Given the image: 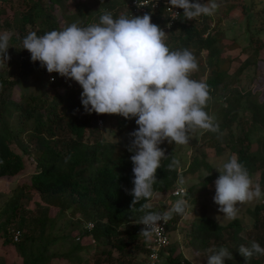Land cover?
Listing matches in <instances>:
<instances>
[{"label":"trees","instance_id":"trees-1","mask_svg":"<svg viewBox=\"0 0 264 264\" xmlns=\"http://www.w3.org/2000/svg\"><path fill=\"white\" fill-rule=\"evenodd\" d=\"M5 1H16L20 6L14 11L15 16L9 21V26L17 28L19 33L26 26L32 27L30 32L43 35L57 29L50 11L54 6L62 8L65 0H0V4ZM117 1L109 0L108 5H100L102 11L89 12L93 14L89 21L94 19V23H99L106 12L117 18ZM85 8L84 5L79 7ZM248 9L244 8L243 13ZM79 13L81 19L83 12L79 10ZM146 14L151 16L153 23L159 27L163 23L164 27L161 10ZM121 16L132 18L141 15L130 14L126 7ZM209 16L202 14L197 17L199 23H195L194 19L186 20L181 14L166 29L164 42L170 51H190L198 66L190 73V78L208 86L210 98L204 110L213 117L217 131L199 130L206 146H212L215 153L227 151L236 155L249 176L255 173L263 191L264 101L257 102L250 89L243 90L233 84L236 75L249 61L245 57L233 73L228 71L230 59L222 54V31L210 25ZM78 23L79 26L84 24L82 20ZM247 30L256 60L262 43L253 37L249 28ZM19 57L16 62L9 59L12 67L0 71V177L18 173L24 164L22 154L30 155L34 171L29 176L28 186L37 192L39 201L25 213L18 203L21 195L11 196L0 220V237L14 245L22 264H48L49 259L55 257L49 247L58 240L51 234L54 221L48 215L49 210L55 208L60 214L69 212L81 223L78 234L71 236L70 233L63 237L71 241L70 248L62 253L70 264H102L103 260H108L104 264H112V261L122 264L124 260L121 257L130 258L136 250L141 251L146 259L144 237L139 235L144 226L137 224L144 213L131 210L133 196L130 192L134 187V174L130 157L134 153L128 151V146L133 139L129 134L138 128L135 118L115 116V131L127 132L123 147L101 139L99 124L107 116L85 112L81 104V86L58 73L49 75L38 61H31L30 53L19 54ZM58 85H63V93L55 91ZM30 87L33 89L29 90ZM16 89L19 97L14 100L11 95ZM51 89H54L52 93L49 92ZM175 146L174 142L169 144L167 141L159 145L167 158L161 161L156 173L158 183L154 191L157 194L169 191L170 196V191L178 185L176 166L171 170L168 168L175 159ZM229 159L230 156L227 161ZM199 167L207 170L208 174L198 185L184 189L181 197L189 204L194 201V192L202 190L219 176L217 170L211 171L208 162L197 157L191 158L184 172L192 175ZM142 203L143 200L135 207L139 208ZM147 211L154 212L153 205ZM251 214L250 229L242 232L244 225L238 218L219 224L200 212L187 223L182 241L206 257L204 264H207V257L221 247L227 248L233 257L226 259L225 264H264V256L246 260L238 251L240 245L249 246L251 241L264 247V203L255 204ZM181 215L174 213L165 225L167 246L170 244L169 231L177 226ZM87 221L93 224L88 230L83 228ZM14 232L18 233L16 241H12ZM83 238L93 244L115 248L116 256H111L109 249L102 248L103 259L98 256L101 254L91 260L80 259L75 253L85 247L79 241ZM174 248H166L170 253L164 258L165 264H192L180 252L171 256Z\"/></svg>","mask_w":264,"mask_h":264},{"label":"clouds","instance_id":"clouds-1","mask_svg":"<svg viewBox=\"0 0 264 264\" xmlns=\"http://www.w3.org/2000/svg\"><path fill=\"white\" fill-rule=\"evenodd\" d=\"M168 3L172 9H182L186 20L211 14L217 8L215 0L209 4L201 0ZM178 16L175 12L172 18ZM165 36L166 32L151 21L149 14L113 18L106 12L99 23L86 27L72 23L43 35L33 31L22 40V49L30 53L32 62L38 61L48 73H58L81 86L85 112L135 118L138 128L129 134L133 139L128 146V151L134 153L130 157L134 174L131 210L144 213L137 224L144 226L139 235L146 239L160 233L162 227L158 222L167 224L174 213L183 214L187 206L181 199L164 212L147 211L152 208L157 170L167 158L159 145L164 141L185 145L190 133L217 131L213 117L204 110L210 98L208 86L190 78L198 67L193 54L187 49L170 51ZM9 39L7 34H0V64L10 59ZM177 164L173 159L169 170ZM216 170L219 176L214 181L213 201L226 219L236 218L238 205L264 195L258 183L253 185L236 155ZM141 200L144 203L136 208ZM238 251L246 260L264 256V247L256 241L249 246L240 245ZM232 258V253L221 247L207 257V264H225L226 259Z\"/></svg>","mask_w":264,"mask_h":264},{"label":"rangeland","instance_id":"rangeland-1","mask_svg":"<svg viewBox=\"0 0 264 264\" xmlns=\"http://www.w3.org/2000/svg\"><path fill=\"white\" fill-rule=\"evenodd\" d=\"M109 0H65L63 7L54 6L50 13L54 16V21L57 23L56 30H62L63 28L82 20L84 24L81 27H86L94 23V19L89 21L93 14L97 11H102L101 4L108 5ZM201 3L209 4L210 0H201ZM217 8L210 14V25H214L217 29L222 31L224 42L222 54L226 58L230 59V64L228 71L233 73V71L239 67L242 61L247 57L248 64L243 67V69L236 75L233 80V84L237 85L240 89L249 90L253 93L257 102L264 101V0H215ZM81 5H84L85 10L79 9ZM115 9H118L119 18L124 11H126V0L116 2ZM231 7V8H230ZM20 6L16 1L2 2L0 4V34H7L9 39V48L7 50V55L10 57L11 61H19V54H28L29 52L22 49L23 38L33 30L32 27L26 26L22 33H19L17 28L14 26H9V21L14 18V11L19 9ZM244 8H249L246 13H243ZM79 10L83 12V17L77 14ZM92 12L93 14H89ZM80 14V13H79ZM195 23H199V18H194ZM163 24V23H162ZM161 28L167 33L164 27ZM250 29L253 33V37L261 41L262 46L258 50V56L255 60V56L252 51V44L249 41L248 34ZM10 62L0 64V71L6 69ZM10 67V68H11ZM49 75H52L49 73ZM53 76V75H52ZM55 78V77H54ZM56 79V78H55ZM54 79V81H55ZM63 85H58L55 91H60L63 93L65 90L62 88ZM33 89V87L28 88ZM54 89L49 90L52 93ZM12 99L17 100L19 97V91L16 89L12 95ZM107 117L105 120L100 122L99 130L101 134V139L108 141L118 147H123L127 141V132L118 133L114 129V120L116 114H105ZM235 130V128H233ZM203 155V157H202ZM231 152H220L215 153L212 146H206L205 140L201 137V132L190 133L189 142L185 145H176L174 148V157L178 161L176 165L178 172V186L182 187L183 190L190 185H198L203 177L208 174V171L203 167H199L195 173L189 175L185 173L184 170L187 167L189 161L192 157L202 158L208 162L211 166V171L216 170L225 163L228 157L233 156ZM24 164L23 168L13 176L0 177V220L2 219L4 207L7 205L9 198L14 195L19 196L18 203L23 206L20 210L25 213L28 209L34 207V203L39 201L38 194L35 190L28 186L29 176L34 171V162L30 155L22 154ZM255 173L250 176L253 185L257 184ZM212 179L207 183L202 190L196 191L192 194L194 201L192 203H186L185 212L181 215L182 218L177 223L175 228L169 231V245L175 246V251L171 253V256L180 252L187 261L192 264H204L206 257L202 255L199 251H195L191 246L185 245V241H182V233L187 230L188 222L195 218V216L201 214L207 217L213 218L217 223L224 224L230 219H226L221 213L218 212V206L214 203L213 197L215 195V186ZM264 193V190L262 191ZM181 196L170 197L169 191L162 193H155L154 197L151 199L154 212L158 211L160 208H166L169 203L181 200ZM186 201V200H185ZM257 203H264V195L258 200H253L252 202L238 205V214L236 218L244 225V229H250V221L252 220L251 209ZM49 217L53 218L54 225L51 229V234L58 237V240L49 247L50 252H54L55 257H51L48 264H70L64 257L62 253L66 252L70 246L71 241L69 239H64V235L70 234L74 236L78 234L77 232L81 229V223L76 217L69 214V212L59 213L55 208H51L48 212ZM221 215V216H220ZM217 216L218 219H217ZM82 245H85L83 249L75 254L84 260H91L95 258L100 253L102 248L109 249L111 256H116V249L113 247L103 246L99 244H93V242H87L85 238L79 239ZM96 245V246H95ZM166 247V248H167ZM164 249L163 255L159 260L158 264H165L164 258L169 255L168 249ZM95 251V253H94ZM135 253L130 258L121 257L122 264H145L146 259L141 251L133 252ZM93 254V256H92ZM59 258H56V256ZM104 254L98 255L103 259ZM108 260H103L104 264ZM126 261H128L126 263ZM0 264H22L21 258L17 254L15 247L9 241H5L3 237H0ZM115 264V261H112Z\"/></svg>","mask_w":264,"mask_h":264},{"label":"built area","instance_id":"built-area-1","mask_svg":"<svg viewBox=\"0 0 264 264\" xmlns=\"http://www.w3.org/2000/svg\"><path fill=\"white\" fill-rule=\"evenodd\" d=\"M143 4V7H138V4ZM126 7L129 10L130 14L136 15H144L147 12H157L158 10L162 11L163 18H164V28L169 29L167 27L168 24L171 26L175 23L176 20L183 15V10L178 8H171L168 0H129L126 3ZM175 12L179 13V16L176 19H173ZM184 190L180 186H175L171 191L170 195L173 197L181 196ZM172 203H169L168 206L162 209L159 212H164L167 210ZM159 226L162 227L160 233L153 234L151 239L144 238V248L146 249V263L145 264H158L161 254L168 244V237L166 235L165 223L163 221L158 222ZM92 222L87 221L84 223L83 228L90 229L92 227ZM17 232H14L12 235V241L17 240Z\"/></svg>","mask_w":264,"mask_h":264}]
</instances>
